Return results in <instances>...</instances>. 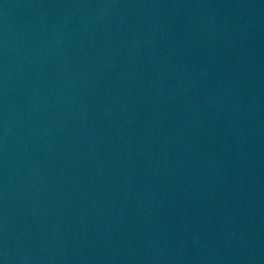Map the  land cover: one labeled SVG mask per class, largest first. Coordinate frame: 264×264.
Segmentation results:
<instances>
[{
    "label": "water",
    "instance_id": "obj_1",
    "mask_svg": "<svg viewBox=\"0 0 264 264\" xmlns=\"http://www.w3.org/2000/svg\"><path fill=\"white\" fill-rule=\"evenodd\" d=\"M0 264H264V0H0Z\"/></svg>",
    "mask_w": 264,
    "mask_h": 264
}]
</instances>
